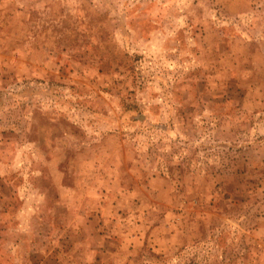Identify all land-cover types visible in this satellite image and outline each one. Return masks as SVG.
<instances>
[{"label":"rangeland","instance_id":"obj_1","mask_svg":"<svg viewBox=\"0 0 264 264\" xmlns=\"http://www.w3.org/2000/svg\"><path fill=\"white\" fill-rule=\"evenodd\" d=\"M0 264H264V0H0Z\"/></svg>","mask_w":264,"mask_h":264}]
</instances>
